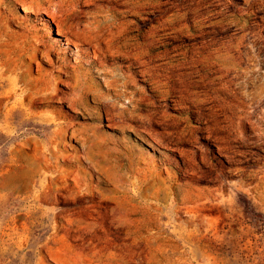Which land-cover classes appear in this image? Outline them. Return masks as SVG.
Listing matches in <instances>:
<instances>
[{
	"label": "rangeland",
	"instance_id": "obj_1",
	"mask_svg": "<svg viewBox=\"0 0 264 264\" xmlns=\"http://www.w3.org/2000/svg\"><path fill=\"white\" fill-rule=\"evenodd\" d=\"M0 264H264V0H0Z\"/></svg>",
	"mask_w": 264,
	"mask_h": 264
}]
</instances>
